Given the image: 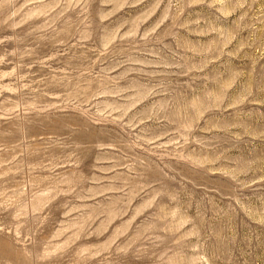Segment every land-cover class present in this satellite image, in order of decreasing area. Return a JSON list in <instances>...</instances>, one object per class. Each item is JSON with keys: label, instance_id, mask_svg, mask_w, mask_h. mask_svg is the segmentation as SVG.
<instances>
[{"label": "rangeland", "instance_id": "rangeland-1", "mask_svg": "<svg viewBox=\"0 0 264 264\" xmlns=\"http://www.w3.org/2000/svg\"><path fill=\"white\" fill-rule=\"evenodd\" d=\"M0 264H264V0H0Z\"/></svg>", "mask_w": 264, "mask_h": 264}]
</instances>
